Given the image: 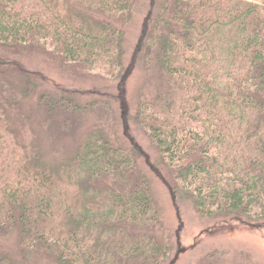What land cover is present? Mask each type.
I'll return each mask as SVG.
<instances>
[{"label": "trees", "instance_id": "16d2710c", "mask_svg": "<svg viewBox=\"0 0 264 264\" xmlns=\"http://www.w3.org/2000/svg\"><path fill=\"white\" fill-rule=\"evenodd\" d=\"M156 2L139 37L130 34L143 63L125 88L139 79L133 115L116 109L119 124L131 121L159 152L198 214L264 221V0ZM141 3L0 0V49L15 66L4 81L9 62L0 59V264H39L30 254L56 264H161L167 256L168 240L133 230L161 224L139 145L96 131L71 158L48 163L46 117L75 102L37 95L49 73L27 66L39 60L89 84L96 78L100 104L119 105L124 27L137 12L140 22ZM17 75L25 80L13 82Z\"/></svg>", "mask_w": 264, "mask_h": 264}, {"label": "rangeland", "instance_id": "374dc122", "mask_svg": "<svg viewBox=\"0 0 264 264\" xmlns=\"http://www.w3.org/2000/svg\"><path fill=\"white\" fill-rule=\"evenodd\" d=\"M141 2L148 4L142 13L140 22L136 20L137 12L134 19L124 27L128 38L125 62L128 47L129 52L125 76L121 80L122 88L118 91L121 96L119 105L113 101L107 105L106 103L100 104L94 95L98 87L94 88L95 92L92 88V84L98 82L96 78H85L92 83L89 84L81 81L79 76L74 77L71 72L51 69L39 60L37 63L29 62L27 65L31 69L49 73V79L45 83V86L49 87L48 90H43V87H40L37 95L42 91H46L52 96L67 94L75 102L74 106L65 109L67 112L59 111L54 113L52 117H46V124L50 128L43 133L44 137L46 135L50 137L48 147L45 149L46 161L57 164L59 155L66 160L71 158L80 149L85 138L96 131H101L113 144L122 147L130 145V141H136L142 151L138 160V167L150 183L153 199L158 205V219L161 224L157 226L132 224V226L135 233L155 237L159 242L161 240L169 241V251L161 264H264V221L249 219L246 216L211 218L198 214L192 202H187L180 197L181 195L177 192L178 182L172 179L170 169H165L164 165H161L162 157L159 152L156 153L152 149L150 142L136 130L131 121L127 124L124 123L125 126L119 124L116 109H121L129 116L133 115L134 108L132 109L130 105L135 103L134 95L140 85L139 79L135 78L134 85L129 90L125 88L129 86L133 76L140 73L139 69L142 70L143 63L140 54L137 52L138 45L135 46L136 48L134 47V50L129 46L130 34L132 39L138 38L146 24L147 15L157 8L156 0H141ZM142 3L139 12L142 11ZM138 23L140 24L139 29ZM136 40H133L132 44ZM2 51L3 49H0V59L9 63H6L8 69L1 77L4 81H8L5 73L11 72V68L15 67L14 55L11 52L10 56L9 54H2ZM14 77L16 78L12 77L13 82L25 80L23 75ZM126 77H128V83H124L127 81H124ZM84 88L87 91L93 90L92 95H82L81 92ZM114 96L117 95L114 94ZM106 106H110L112 112L108 113ZM121 119L123 121V118ZM59 142L64 146L63 151L62 153L61 151L55 153ZM93 181L97 182L96 180ZM93 181H86L85 183H94ZM165 184L167 186L166 193H164ZM128 187L124 186L123 188L126 190ZM96 189V191L101 190L99 184ZM28 260L30 263L36 260L39 264H56L50 257L40 254L37 256L30 254Z\"/></svg>", "mask_w": 264, "mask_h": 264}]
</instances>
